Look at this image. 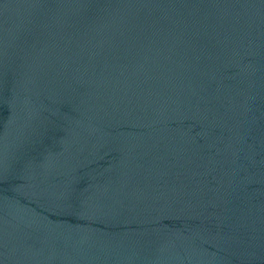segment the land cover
<instances>
[{
	"label": "water",
	"instance_id": "95a60500",
	"mask_svg": "<svg viewBox=\"0 0 264 264\" xmlns=\"http://www.w3.org/2000/svg\"><path fill=\"white\" fill-rule=\"evenodd\" d=\"M0 264H264V0H0Z\"/></svg>",
	"mask_w": 264,
	"mask_h": 264
}]
</instances>
